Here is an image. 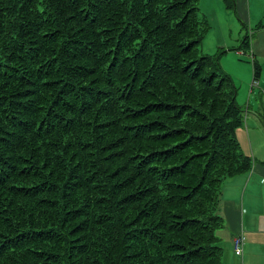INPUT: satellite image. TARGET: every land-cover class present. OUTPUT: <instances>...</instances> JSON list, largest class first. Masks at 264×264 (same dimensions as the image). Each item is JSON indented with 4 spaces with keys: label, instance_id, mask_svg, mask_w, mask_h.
Masks as SVG:
<instances>
[{
    "label": "trees",
    "instance_id": "trees-1",
    "mask_svg": "<svg viewBox=\"0 0 264 264\" xmlns=\"http://www.w3.org/2000/svg\"><path fill=\"white\" fill-rule=\"evenodd\" d=\"M210 28L199 0H0V264H222L254 160Z\"/></svg>",
    "mask_w": 264,
    "mask_h": 264
},
{
    "label": "crops",
    "instance_id": "crops-1",
    "mask_svg": "<svg viewBox=\"0 0 264 264\" xmlns=\"http://www.w3.org/2000/svg\"><path fill=\"white\" fill-rule=\"evenodd\" d=\"M199 8L209 21L211 28L207 35L211 38L213 47L223 46L227 41V26L221 24L219 14L226 19L232 18L223 0H199ZM235 11L241 21L247 19L251 29L258 27L264 31V0H235ZM248 115L254 121L253 115ZM258 115L261 117L259 111ZM248 136L250 138L249 133ZM239 140L242 143L244 138ZM250 153L254 155V150L250 149ZM251 158L254 160L251 170L226 180L221 195L220 212L225 220L226 228L224 233L218 235V232L217 235L223 241L224 249L226 248L227 261L233 264H237L232 253L235 231L244 232L246 237L244 251L251 257L255 256V246L264 240V157L260 161H257L255 157ZM250 218L253 219L252 222ZM258 233L263 235H257Z\"/></svg>",
    "mask_w": 264,
    "mask_h": 264
},
{
    "label": "rangeland",
    "instance_id": "rangeland-1",
    "mask_svg": "<svg viewBox=\"0 0 264 264\" xmlns=\"http://www.w3.org/2000/svg\"><path fill=\"white\" fill-rule=\"evenodd\" d=\"M228 12L231 14V19H226L219 14L221 24L227 26L226 43L221 46L222 48L218 46L213 47L211 38L206 35L201 42L200 49L203 53L209 55L220 52L221 68L233 79L237 88V104L247 112L242 127L236 130V137L238 140L239 138H244L242 143L239 140L242 151L260 161L264 157V31L258 27L251 29L252 27L247 19L241 21L238 17L239 15L237 16L233 12ZM241 22L245 23H243V27ZM247 32L252 34L249 49H237L243 35ZM222 50L223 53L221 52ZM251 53L255 54L254 59L257 60L261 67L258 79L253 78ZM258 111L261 117L258 115ZM248 114L253 115L254 121ZM250 149L254 150V155L250 153ZM250 221L252 222L253 219L250 218ZM223 231H219L218 235L224 233ZM235 232L237 235L238 231ZM257 235L261 236L263 234L258 233ZM255 251L254 257L248 256L244 251L242 263L238 257L235 258L237 260L236 263L264 264V240L255 246ZM226 255V252L223 251L222 264H233L227 261Z\"/></svg>",
    "mask_w": 264,
    "mask_h": 264
},
{
    "label": "built area",
    "instance_id": "built-area-1",
    "mask_svg": "<svg viewBox=\"0 0 264 264\" xmlns=\"http://www.w3.org/2000/svg\"><path fill=\"white\" fill-rule=\"evenodd\" d=\"M238 238H239V237H238ZM238 238H236V239L234 240V242H235V245H234L235 249H238V244H239V242H240V240H239Z\"/></svg>",
    "mask_w": 264,
    "mask_h": 264
}]
</instances>
